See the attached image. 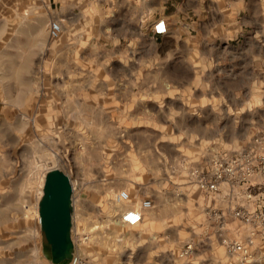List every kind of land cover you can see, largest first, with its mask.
<instances>
[{"label":"rangeland","instance_id":"374dc122","mask_svg":"<svg viewBox=\"0 0 264 264\" xmlns=\"http://www.w3.org/2000/svg\"><path fill=\"white\" fill-rule=\"evenodd\" d=\"M105 4L0 0V264H64L40 211L54 170L71 186L70 255L174 264L186 243L204 254L213 236L228 259L221 238L248 231H212V195L192 176L232 149L264 153V73L243 72L237 59L253 29L242 12L202 26L193 55L167 68L150 37L143 50L115 41ZM220 53L229 58L206 63ZM121 190L130 201H115ZM145 198L152 206L141 222L119 221Z\"/></svg>","mask_w":264,"mask_h":264},{"label":"crops","instance_id":"0c3cea01","mask_svg":"<svg viewBox=\"0 0 264 264\" xmlns=\"http://www.w3.org/2000/svg\"><path fill=\"white\" fill-rule=\"evenodd\" d=\"M108 5V12L102 10L101 16L107 20L105 24L113 28L115 41H123L128 46L144 49L145 41H151L160 50L159 58L164 67H171L172 59L178 57L192 56L191 51L197 48L198 28L202 26L211 27L214 23L227 21L233 16H238L240 12L253 32L244 34L242 45H237V59L241 66H246L243 72H253V74L264 73V0H98ZM163 18L167 25V30L163 34L155 35L152 32V25L158 19ZM112 34V35H113ZM106 41V39L102 40ZM228 41V39H226ZM131 49V48H130ZM185 51V52H183ZM190 51V52H186ZM223 53V52H222ZM206 55V63L211 64L213 57L220 59L229 58V55ZM126 57V54L119 53ZM188 56V57H189ZM208 56V58H207ZM188 60V58H187ZM186 66H195V61L185 63ZM211 66V65H210ZM195 71V70H194ZM212 208L216 209V218H212L211 230L217 233L220 230L221 216L224 229L218 235L234 236L244 238L247 234L249 225L240 218L231 214L226 199L210 196ZM146 211V210H144ZM142 212V218L143 213ZM141 222V221H140ZM204 254H197L192 251L189 255L178 259L174 264H186L185 258L188 257L187 264H238V257H224L223 248L213 236L209 240V245L205 248ZM252 258L243 264H264V245L256 243L250 247Z\"/></svg>","mask_w":264,"mask_h":264},{"label":"built area","instance_id":"2783aa9c","mask_svg":"<svg viewBox=\"0 0 264 264\" xmlns=\"http://www.w3.org/2000/svg\"><path fill=\"white\" fill-rule=\"evenodd\" d=\"M166 30L167 25L163 18L152 25L155 35L163 34ZM49 31L52 37H57L61 32V23L52 21ZM193 175V181L202 191L216 198L226 199L231 214L249 225L245 240L222 237L221 241L230 256L238 257L239 264L250 261V247L256 243L264 245V153L254 146L232 149L212 160L207 170L195 169ZM115 200L118 203L128 202L131 197L127 190H121L115 195ZM151 206V199L145 198L137 207L124 209L120 213L119 221L131 226L137 225L142 220V212ZM222 219L221 216L219 226L223 229ZM193 250V244L188 242L179 255L187 256ZM61 261L64 264H88L83 257L75 253Z\"/></svg>","mask_w":264,"mask_h":264},{"label":"water","instance_id":"95a60500","mask_svg":"<svg viewBox=\"0 0 264 264\" xmlns=\"http://www.w3.org/2000/svg\"><path fill=\"white\" fill-rule=\"evenodd\" d=\"M71 186L69 176L54 170L47 175L41 201V217L53 247H60L58 260L69 257L71 250L66 245L71 224Z\"/></svg>","mask_w":264,"mask_h":264},{"label":"bare ground","instance_id":"6f19581e","mask_svg":"<svg viewBox=\"0 0 264 264\" xmlns=\"http://www.w3.org/2000/svg\"><path fill=\"white\" fill-rule=\"evenodd\" d=\"M115 201H116V200H115ZM126 208H127V207H126ZM126 208H125V209H126ZM66 245H68V244L66 243ZM60 250H61V248H59L58 251H57L55 254H58V252H59Z\"/></svg>","mask_w":264,"mask_h":264},{"label":"snow or ice","instance_id":"6c2138e0","mask_svg":"<svg viewBox=\"0 0 264 264\" xmlns=\"http://www.w3.org/2000/svg\"><path fill=\"white\" fill-rule=\"evenodd\" d=\"M163 29V26H161V30Z\"/></svg>","mask_w":264,"mask_h":264}]
</instances>
